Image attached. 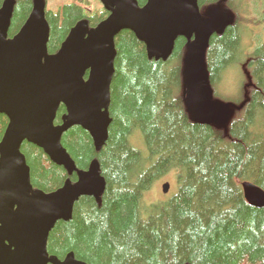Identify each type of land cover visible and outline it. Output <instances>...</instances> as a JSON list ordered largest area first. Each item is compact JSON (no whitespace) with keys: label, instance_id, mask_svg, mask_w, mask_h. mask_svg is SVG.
Wrapping results in <instances>:
<instances>
[{"label":"trees","instance_id":"trees-1","mask_svg":"<svg viewBox=\"0 0 264 264\" xmlns=\"http://www.w3.org/2000/svg\"><path fill=\"white\" fill-rule=\"evenodd\" d=\"M5 1L0 0V9ZM15 1L9 39L20 33L34 8L33 0ZM137 2L144 7L148 0ZM198 3L203 15L221 7L235 17L223 34L211 37L205 58L214 100L232 106L230 123L217 127L195 122L189 114L184 74L191 42L180 37L172 56L158 61L149 58L134 33L121 32L104 148L97 151L81 127L68 130L62 145L77 167L70 176L42 149L27 142L22 146L34 190L54 193L68 180L76 182L78 171H88L96 160L105 178L99 201L81 198L72 219L52 230L51 257L63 261L73 253L86 264H264V208L252 207L242 187L251 182L264 190V43L245 54L244 27L257 22L244 16V2ZM88 7V0H74L47 10L50 55L60 51L78 23L96 28L110 15L102 7ZM242 64L240 94L226 99L224 77ZM66 113L62 105L56 126ZM8 124L0 115V143ZM167 175L175 179L177 194L147 203L146 195Z\"/></svg>","mask_w":264,"mask_h":264},{"label":"water","instance_id":"water-1","mask_svg":"<svg viewBox=\"0 0 264 264\" xmlns=\"http://www.w3.org/2000/svg\"><path fill=\"white\" fill-rule=\"evenodd\" d=\"M101 1L109 17L96 28L87 21L78 23L55 55L48 53L46 0H33L31 16L13 39L8 34L16 1L6 0L0 9V115L9 119L0 143V264H86L73 253L63 261L51 257L47 245L57 223L72 219L81 198L101 199L106 182L99 161L78 171L76 182L68 180L47 194L34 190L22 146L27 142L42 149L70 176L77 167L62 145L68 130L81 127L97 151L104 148L112 123L115 41L121 32L134 33L149 58L158 61H167L177 40L186 38L191 44L185 96L192 120L225 127L233 117L231 105L214 100L205 62L211 37L234 24L233 13L218 7L203 15L198 0H148L144 7L137 0ZM62 105L67 113L56 126ZM170 187L165 183L163 193ZM242 187L247 202L263 209L264 190L251 182Z\"/></svg>","mask_w":264,"mask_h":264},{"label":"rangeland","instance_id":"rangeland-1","mask_svg":"<svg viewBox=\"0 0 264 264\" xmlns=\"http://www.w3.org/2000/svg\"><path fill=\"white\" fill-rule=\"evenodd\" d=\"M47 1V10L57 11L58 8L65 4L71 3L74 0H46ZM89 10H95L97 8H103L100 0H88ZM242 2L246 4V12L252 21L257 22L256 24H250V27H244L245 36L243 39L244 52L247 55H250L259 45L264 43V23H261L262 17L264 15V0H235V3L241 5ZM228 11V10H227ZM246 57L243 62L247 61ZM243 63V64H244ZM243 64L239 70L232 68L230 69L224 77V83L221 88L222 94L226 99H236L240 94V87L242 84V78L244 75L245 69H243ZM222 103V102H221ZM165 183H170L171 187L167 194L163 193V185ZM178 186L175 185V179L172 175H167L161 178L152 188V190L146 195L147 203H154L160 201H167L172 196L177 194Z\"/></svg>","mask_w":264,"mask_h":264},{"label":"bare ground","instance_id":"bare-ground-1","mask_svg":"<svg viewBox=\"0 0 264 264\" xmlns=\"http://www.w3.org/2000/svg\"><path fill=\"white\" fill-rule=\"evenodd\" d=\"M17 2V1H16Z\"/></svg>","mask_w":264,"mask_h":264}]
</instances>
